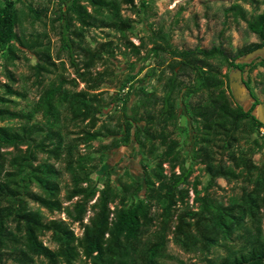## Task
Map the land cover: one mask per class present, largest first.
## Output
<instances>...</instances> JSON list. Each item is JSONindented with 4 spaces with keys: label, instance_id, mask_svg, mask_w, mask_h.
<instances>
[{
    "label": "trees",
    "instance_id": "16d2710c",
    "mask_svg": "<svg viewBox=\"0 0 264 264\" xmlns=\"http://www.w3.org/2000/svg\"><path fill=\"white\" fill-rule=\"evenodd\" d=\"M56 1L61 48L75 77L59 72L47 83L46 75L58 70L60 54L54 57L46 33L30 38L19 33L23 19L16 0L0 4V64L6 51L8 80L0 86L6 94L27 96L15 87L19 79L10 69L20 58L17 44L35 55L32 69L41 86L30 109L0 107V121H16L0 124V264H38L39 259L47 264H171L176 257L169 252L170 241L185 252L200 253L206 264H264V162L255 160L264 140L252 136L264 123L256 112L262 100L250 75L264 65V54L239 63L264 47V10L259 9L264 0H243L252 10L239 0L226 9L259 39L235 54L217 45L175 49L162 28L154 29L148 55L168 53L172 59L171 73L161 82L162 94L139 84L148 72L135 83L139 85L131 76L109 97L99 91L107 77L96 67L105 54L114 55L112 41L93 46L88 32L118 31L140 55L147 41L135 44L129 39L134 19L123 14V6L147 12L149 0ZM28 9L33 21L42 20L49 10ZM223 64L248 73L249 107L235 100ZM258 75L264 93V71ZM80 83L85 85L79 89ZM133 93L136 101L130 105ZM180 100L191 120L193 148L187 155L173 135L187 129L179 121ZM11 101L0 92V102ZM132 143L154 165L143 167L141 179L130 180L108 169L99 185L93 174L107 153ZM202 173L209 179L201 188ZM219 178L246 184L225 201L210 191ZM43 209L64 213L66 219L49 218ZM74 223L82 234L76 233ZM46 234L54 247L45 243Z\"/></svg>",
    "mask_w": 264,
    "mask_h": 264
},
{
    "label": "rangeland",
    "instance_id": "374dc122",
    "mask_svg": "<svg viewBox=\"0 0 264 264\" xmlns=\"http://www.w3.org/2000/svg\"><path fill=\"white\" fill-rule=\"evenodd\" d=\"M140 0H136L139 4ZM236 0H149V8L147 12L134 11L132 7L127 5L123 6V14L130 16L134 19L133 25L127 31V36L135 44H140L142 39L147 41V47L144 48L140 55H136L132 52L128 46L127 38L120 32L115 30L105 29H91L88 32L87 41L95 46L100 42L112 41V48L114 55L109 56L105 54V59L101 63H98L96 70L104 71L106 74V83L99 91H103L105 96L109 97L115 91L122 88V84L131 76H134V85H144L147 90H156L157 93L162 94L163 76H167L171 73L168 63L172 61L170 54L161 53L160 56L147 53V49L152 47L151 39L153 38V31L162 28L167 34V38L170 40L173 48L175 49H189L194 47L211 48L214 45L222 46L227 51L235 54L238 50L244 49L251 44L259 41L257 35L249 30L247 23L243 20H235L231 13L226 9L232 5ZM243 3V0H239ZM261 1V0H259ZM2 4V0H0ZM244 6L252 10L253 6L250 3H243ZM28 5H32L35 8L48 7L47 16H44L42 20L33 21L30 16ZM257 5V4H255ZM16 6L21 13L23 24L18 28L21 35L25 34L26 37H32V34L41 32L46 33L45 42L51 41V49L54 57L60 54V59H57L58 70L55 73L46 75L45 82H49L56 78V73H63L66 77H75L73 68L70 65L67 53L62 50V41L59 35V22L55 20V11L58 7L56 0H16ZM260 11L264 10V2L260 3ZM23 29V30H22ZM24 31V32H23ZM161 41V40H160ZM16 43V42H15ZM19 47L20 58H18L14 64L10 65L16 77L19 81L15 84L21 91H24L27 96L20 97L17 95H10L5 93V89L0 86V92L5 95L11 102H0V107L4 104L9 105L11 108L17 109H30L32 105L37 101L38 95L41 91V86L37 82L36 75L32 69V65L36 63L35 55L27 51L23 46L17 44ZM61 52L59 53V51ZM6 51L3 54V59L0 64V81L2 83L7 82L5 75L4 57ZM81 56H79V59ZM159 61H162L160 63ZM249 61V60H248ZM246 61L244 58L240 60V64ZM65 64H62V63ZM218 65L221 64L215 61ZM236 69L228 67V65H221V71L223 74L230 75ZM164 71V72H163ZM264 71V65H259L253 70L251 75V86L264 102V93L261 88L262 78L258 73ZM150 72L149 77H145L146 73ZM164 73V74H163ZM248 74V73H247ZM162 77L161 79L159 77ZM247 76L245 79H247ZM145 77L144 81L139 84H135L139 79ZM84 83H80L79 89L84 87ZM128 85V84H127ZM128 90L124 88L123 93ZM233 93V92H232ZM236 100V99H235ZM136 96L134 93L131 95L130 105L135 103ZM252 104V100H249L245 106L249 107ZM114 107V106H113ZM120 109L117 107L119 115ZM185 111V106L182 101H179V113L180 119L183 115L186 116L183 127H187L186 130H176L173 135L180 140L181 149L185 155H187L193 148V142L190 140L189 132H191V120ZM0 124H16L15 120L0 121ZM173 130V126H170ZM253 137H259L264 140V127H260ZM103 141H110L109 138H104ZM95 146L99 145V141L94 142ZM135 143H132L128 147H121L120 149H114L107 153L106 161L101 164L99 169L93 174L94 179L99 185L103 183L106 170L111 169L115 177H124L130 180L131 178L141 179L143 174L142 170L145 165L152 167L154 160L148 156H142L140 152L135 149ZM161 151V150H160ZM255 160L260 164L264 162V149L255 155ZM199 172L196 171L195 174ZM68 176L64 175V183ZM201 188L207 184L209 177L202 173ZM246 183L244 180L227 181L224 178L218 179V185L210 189L214 197L222 200H228L232 195L241 193L242 187ZM45 214L49 217L64 218L65 214L55 213L51 214L46 209H43ZM91 212H89V215ZM87 222V218L85 220ZM78 235L82 234V228L78 223L72 224ZM46 244L54 247L51 235L46 234L43 236ZM169 252L175 255L176 258L171 259V264H206L200 253H188L176 245L173 241L169 242ZM38 264H47L43 259L38 260Z\"/></svg>",
    "mask_w": 264,
    "mask_h": 264
},
{
    "label": "water",
    "instance_id": "95a60500",
    "mask_svg": "<svg viewBox=\"0 0 264 264\" xmlns=\"http://www.w3.org/2000/svg\"><path fill=\"white\" fill-rule=\"evenodd\" d=\"M258 54H264V47L257 48L253 52L247 54L244 59L246 61L253 59ZM247 72L243 73L241 69H236L230 75V86L233 92V96L237 102L246 104L249 100H252L249 88L245 83V77ZM257 115L260 121L264 123V102L260 103L257 108ZM186 116L183 115L181 118V125H184Z\"/></svg>",
    "mask_w": 264,
    "mask_h": 264
},
{
    "label": "built area",
    "instance_id": "2783aa9c",
    "mask_svg": "<svg viewBox=\"0 0 264 264\" xmlns=\"http://www.w3.org/2000/svg\"><path fill=\"white\" fill-rule=\"evenodd\" d=\"M191 202L193 201V196H194V192L193 191H191Z\"/></svg>",
    "mask_w": 264,
    "mask_h": 264
}]
</instances>
